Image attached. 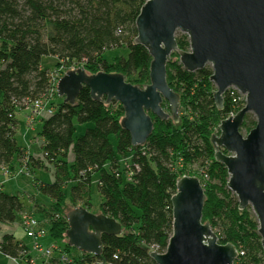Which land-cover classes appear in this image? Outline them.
<instances>
[{
    "label": "trees",
    "instance_id": "obj_1",
    "mask_svg": "<svg viewBox=\"0 0 264 264\" xmlns=\"http://www.w3.org/2000/svg\"><path fill=\"white\" fill-rule=\"evenodd\" d=\"M146 2L0 0V173L4 177L17 164L27 167L35 178L36 191L48 198L46 204L36 201L27 206L21 194L7 193L0 185V230L4 224L15 223L19 215H42L41 225L51 243L58 245V251L42 264H156L150 252L165 253L173 233L171 199L177 180L196 176L207 196L204 222L210 223L220 244L231 243L238 250L235 264H264L256 217L251 208L239 209L236 195L227 186L228 170L215 161L211 144L212 136L220 134V123L232 112L238 113L245 100L237 91L228 90L224 109L219 111L210 66L190 73L179 56L172 55L167 80L181 98L180 121H161L150 113L153 132L144 146L137 147L122 129L124 110L119 102L94 101L90 89L84 87L75 106L66 104L58 96L57 81L43 67L44 57H54L68 70L83 67L91 75L120 73L144 88L150 83L152 58L134 40L136 20ZM177 42L180 49H190L187 35L178 32ZM119 48L128 49V55H107ZM37 100L55 109L42 119L38 133L43 156L29 153L17 140L18 112L27 111ZM162 106L170 111L166 101ZM77 123L91 127L77 136ZM256 124L255 116L248 114L241 132L249 133ZM41 168L52 173L53 182L37 179ZM95 174L101 197L99 212L123 228L122 236L103 235L100 257L82 253L66 241L70 210L93 208ZM0 253L18 262L30 263L32 258L30 248L14 233L3 235Z\"/></svg>",
    "mask_w": 264,
    "mask_h": 264
},
{
    "label": "water",
    "instance_id": "obj_2",
    "mask_svg": "<svg viewBox=\"0 0 264 264\" xmlns=\"http://www.w3.org/2000/svg\"><path fill=\"white\" fill-rule=\"evenodd\" d=\"M134 44L150 54V83L140 88L123 74H89L86 69L68 70L57 84L59 97L75 106L84 87L91 98L124 110L122 129L134 147L144 146L154 129L150 113L161 121H180L181 98L167 80L173 54L184 70L195 73L213 69L216 108L224 109V95L235 88L245 96V106L219 125L213 135L214 158L229 173L228 188L236 195L241 211L251 208L258 222L264 251V0H147L136 20ZM188 36L190 49H180L177 33ZM170 111L163 108L164 102ZM248 114L256 126L246 135L241 128ZM173 207V233L165 253L150 252L156 264H235L239 252L231 243L220 244L210 223L204 222L207 196L201 180L183 176L177 180ZM68 245L100 257L103 235L122 236V225L103 213L77 207L67 214ZM95 264H106L98 261Z\"/></svg>",
    "mask_w": 264,
    "mask_h": 264
},
{
    "label": "rangeland",
    "instance_id": "obj_3",
    "mask_svg": "<svg viewBox=\"0 0 264 264\" xmlns=\"http://www.w3.org/2000/svg\"><path fill=\"white\" fill-rule=\"evenodd\" d=\"M115 54L127 56L128 49L126 48L113 49L107 53V55H115ZM57 62L58 61H56L54 57H44L43 58V67L45 69L50 70L51 76L53 77V81H57V84H58L59 80L67 72L68 69L66 66L62 64H58ZM70 69H75V67L70 68ZM57 84H56V90H57ZM45 117H48V116H44L37 120L35 114L32 113L31 110L30 111L21 110L20 112H18V115H17V118L20 124L18 133H17V140L20 145L29 148L28 149L29 153L35 154L36 156L42 155V153L39 154L40 152L39 141L41 138L38 137V133L42 129V119ZM30 119H35L36 121L32 123L28 122L27 120H30ZM76 127H77V131H76L77 136H81L86 132L88 128L91 127V124L77 123ZM243 134L246 135L247 133L244 132ZM111 140L114 146H116L115 137H112ZM16 169L14 171H9L8 174L5 173L4 177L2 175V172L0 173V180H3V183H1L0 185L1 186L3 185V189L7 193L21 194L22 199L26 203L27 206L32 205V203L36 201L41 204H46V202L48 201V198L44 197L38 191H36L34 184H33V180L35 178L29 173L28 168L27 167L23 168L21 164L19 165L17 164ZM187 169L191 170L192 168L188 167ZM36 176H37V179H41L46 182H53L54 180L52 173L48 172L45 168L37 169ZM97 180H98V174H95L93 177V185H92L93 208L91 210V212L95 214L100 213L99 211H100V203H101V197L97 189ZM35 181H38V180H35ZM33 198H35L36 200H34ZM67 202L71 203L69 196H68ZM35 217L43 221V219L41 218L42 215L38 214ZM6 232H13L15 233L16 237L20 239H24L29 244L31 253L34 254L35 257L38 258V262L36 264H42L40 261H43L45 258L37 253L35 246L37 243H40L44 246V248L50 247L52 245L51 243L52 240L50 237H46L44 239H33V238L28 237L22 228V222H21L20 215L18 216L15 223L11 225L10 224L3 225V228L0 230V238H2ZM66 241L68 242V239H66ZM32 260H33V257L31 258L30 263H27L25 261L23 262L20 261L19 263H17V262H14L12 259L7 258L6 256L0 253V264H31Z\"/></svg>",
    "mask_w": 264,
    "mask_h": 264
},
{
    "label": "built area",
    "instance_id": "obj_4",
    "mask_svg": "<svg viewBox=\"0 0 264 264\" xmlns=\"http://www.w3.org/2000/svg\"><path fill=\"white\" fill-rule=\"evenodd\" d=\"M235 90L240 95V97L245 100L244 95L240 94L239 91L235 88H230L229 90ZM240 98V99H241ZM31 110L32 113L35 114L36 119L42 118L44 116H51L55 111V109L49 106L48 102L45 103L43 100H37L32 103L31 107L28 109ZM237 113H231L230 116H235ZM229 116V117H230ZM28 122H35V119L27 120ZM9 171H5L8 174ZM22 228L25 234L33 239H44L48 237V231L44 226L41 225V221L37 219L34 215L26 213L21 216ZM154 248V247H153ZM35 249L39 255L44 258H50L53 253L58 250V245L52 244L48 248H44V246L40 243H37ZM243 255V253H241ZM15 262L19 263V260H14Z\"/></svg>",
    "mask_w": 264,
    "mask_h": 264
},
{
    "label": "crops",
    "instance_id": "obj_5",
    "mask_svg": "<svg viewBox=\"0 0 264 264\" xmlns=\"http://www.w3.org/2000/svg\"><path fill=\"white\" fill-rule=\"evenodd\" d=\"M28 144V143H27ZM29 145V144H28ZM5 191V190H4ZM6 233H13V232H6ZM15 235V233H14ZM16 236V235H15ZM18 240H21L25 243V245H27L29 247V244L24 240V239H20L18 237H16ZM2 238H0L1 240ZM30 248V247H29ZM31 252V251H30ZM32 254V253H31ZM32 257H33V260H32V263L31 264H36L38 262V258L34 256V254H32ZM9 258V257H7ZM13 260V259H12ZM14 261V260H13ZM40 261V260H39ZM15 262V261H14ZM42 263V261H40Z\"/></svg>",
    "mask_w": 264,
    "mask_h": 264
}]
</instances>
